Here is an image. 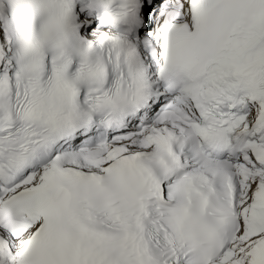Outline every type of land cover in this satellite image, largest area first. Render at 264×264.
<instances>
[{"label": "snow or ice", "instance_id": "6c2138e0", "mask_svg": "<svg viewBox=\"0 0 264 264\" xmlns=\"http://www.w3.org/2000/svg\"><path fill=\"white\" fill-rule=\"evenodd\" d=\"M0 264H264V0H0Z\"/></svg>", "mask_w": 264, "mask_h": 264}]
</instances>
